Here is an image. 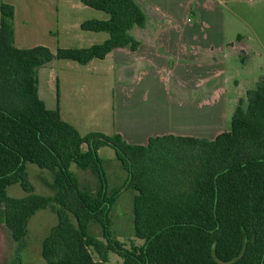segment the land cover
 I'll return each mask as SVG.
<instances>
[{
  "label": "trees",
  "instance_id": "16d2710c",
  "mask_svg": "<svg viewBox=\"0 0 264 264\" xmlns=\"http://www.w3.org/2000/svg\"><path fill=\"white\" fill-rule=\"evenodd\" d=\"M81 1L109 15L85 20L82 29L109 38L56 53L45 45L17 47L15 7L0 5V222L17 243L11 264H22L30 219L46 208L58 223L42 242L45 264H109L110 253L123 264H264V77L240 100L230 130L213 139L165 134L133 144L120 133L82 135L40 98L38 69L55 59L87 64L115 48L136 49L131 30L144 27L147 16L137 0ZM103 146L127 172L125 187L137 191L141 245L127 247L114 234L111 213L121 190H109ZM28 163L53 173V196L33 192ZM73 163L95 173L96 192L81 185ZM14 184L27 195H8ZM92 222L103 239L90 232Z\"/></svg>",
  "mask_w": 264,
  "mask_h": 264
},
{
  "label": "crops",
  "instance_id": "0c3cea01",
  "mask_svg": "<svg viewBox=\"0 0 264 264\" xmlns=\"http://www.w3.org/2000/svg\"><path fill=\"white\" fill-rule=\"evenodd\" d=\"M230 1L137 0L147 16L144 27L135 26L131 30V34L140 42L138 47L115 48L105 58H94L87 64L55 59L41 66L38 69L40 98L48 108H53L48 106L45 99V88L53 87L55 82L58 84V99L63 96L64 81L58 74V67L60 60H68L71 62L61 64L66 65L61 67L62 70H71L72 73L70 79L66 78V92L77 91L80 84H75V79L80 80L86 76L90 81L87 86H93L94 90L100 87L113 90L115 96L118 99L120 97L119 106L122 110L138 111L136 121L127 123L125 119L115 117L112 124L113 134L120 133L128 142L147 144L150 137L165 134L215 138L224 132L219 122L229 110V105H238L241 99H246L247 92L254 89L264 77V73L261 74L264 71V45L263 51L257 50L254 44L249 43V38L244 36L239 37L237 44L226 42L224 11ZM72 5L81 10L89 7L81 0L72 1ZM84 21V18H78L67 25V29H72L75 39L88 42L89 46L85 47L103 43L109 38L105 31L83 30L81 24ZM14 25L17 47L37 46L19 45L15 19ZM50 49L54 53L58 50ZM80 72H85V75H73ZM129 78L136 79L131 97L127 94ZM57 107L63 119L69 122L71 117L65 114L61 100H58ZM233 110L231 108L230 111ZM203 111L211 113L207 120L212 125L217 124L213 125L215 127L202 129ZM69 123L79 130L78 123ZM103 147L99 149L100 156ZM101 158L109 190L120 189L122 194L128 174L123 186L110 188L105 160Z\"/></svg>",
  "mask_w": 264,
  "mask_h": 264
},
{
  "label": "rangeland",
  "instance_id": "374dc122",
  "mask_svg": "<svg viewBox=\"0 0 264 264\" xmlns=\"http://www.w3.org/2000/svg\"><path fill=\"white\" fill-rule=\"evenodd\" d=\"M69 0H0L9 3L15 7V22L17 26V43L19 45H45L50 48L59 47H79L89 46L88 42H83L74 38L72 29H67V25L73 23L78 18L85 20L97 18L107 19L109 15L101 10L86 7V9H76ZM80 1V0H78ZM1 18V12H0ZM191 19L193 16L191 15ZM225 37L226 42L238 43L239 37L249 38V43L254 44L257 50L263 51L264 45V0L254 2L247 0H231L224 11ZM107 36L108 34L105 33ZM241 62L239 57H236ZM71 62L60 60L59 75L64 81V94L58 99L59 90L57 82L53 87L45 88L47 97H45L48 106L55 109L58 100L63 104L64 112L70 121L78 123L81 134L85 135L93 131H102L106 134H113V122L115 117L125 119L127 123L136 121L138 111L124 109L120 105V97L115 96L113 90L102 88L94 90L86 76L76 80L75 84H80L79 89L74 92H66L68 80L71 78V70H62V63ZM76 73V72H75ZM85 75V72L73 74L75 76ZM261 72V74H263ZM260 74V75H261ZM83 79V80H82ZM128 97L133 96V84L136 79L127 80ZM42 85V84H41ZM235 105V104H234ZM229 105L230 108L219 125L223 131L231 128L232 117L237 105ZM232 106V107H231ZM233 108V111H230ZM71 114V116H70ZM211 113L204 112L202 116V129L210 128L209 118ZM119 116V117H118ZM198 122V121H197ZM217 125V124H216ZM215 125V126H216ZM213 126V127H215ZM86 148V147H85ZM101 156L105 160V167L109 177L110 188L123 186L127 178V172L123 169L121 162L117 159L115 150L110 146H105L101 150ZM28 179L33 186V192L53 196L55 190L51 187L54 175L47 169H42L34 163L27 165ZM71 170L78 176L81 185L84 188L96 192L99 188V181L95 173L91 170L79 168L76 164L71 165ZM8 195L23 197L27 193L19 184L8 187ZM136 191L132 188H124L122 194L115 206L111 216L113 219V231L115 236L126 244L141 245L144 240L135 235L133 219V200ZM58 223L56 212L52 208L39 210L29 222V231L26 242V248L23 251L22 264H45L42 256V242L52 227ZM90 232L100 239H103L102 229L99 224L92 222L89 228ZM17 243L13 240L10 230L0 222V264H11L15 258ZM95 258H98L94 254ZM109 264H123V259L116 253L110 254Z\"/></svg>",
  "mask_w": 264,
  "mask_h": 264
}]
</instances>
